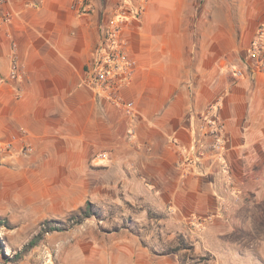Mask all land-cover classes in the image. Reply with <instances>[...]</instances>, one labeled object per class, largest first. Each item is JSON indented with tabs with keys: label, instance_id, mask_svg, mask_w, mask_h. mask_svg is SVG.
I'll list each match as a JSON object with an SVG mask.
<instances>
[{
	"label": "crops",
	"instance_id": "0c3cea01",
	"mask_svg": "<svg viewBox=\"0 0 264 264\" xmlns=\"http://www.w3.org/2000/svg\"><path fill=\"white\" fill-rule=\"evenodd\" d=\"M221 1L197 9L196 39L186 33L192 0H89L87 13L75 0H0V140L18 137L15 165H0V177L101 176L103 191L125 194L150 220L190 229L264 219V71L246 52L264 0L226 2L225 19ZM120 17L136 62L123 90L133 116L89 83L94 52ZM143 246L126 264H142L141 253L155 263Z\"/></svg>",
	"mask_w": 264,
	"mask_h": 264
},
{
	"label": "rangeland",
	"instance_id": "374dc122",
	"mask_svg": "<svg viewBox=\"0 0 264 264\" xmlns=\"http://www.w3.org/2000/svg\"><path fill=\"white\" fill-rule=\"evenodd\" d=\"M236 1H221L223 10H228L223 19L229 13L226 2ZM192 2L195 11L187 16L186 33L197 39L200 31L192 26L195 19L197 23V9L212 8L219 0ZM233 16L236 20V11ZM206 33L213 34L209 29ZM196 45L197 41L191 47ZM14 160L0 165L14 167ZM70 173L63 168L56 175L24 171L0 177V264H126L128 251L137 255L143 245L159 254L152 264H263L264 219L248 220V224L246 220L211 221L191 229L179 220H150L142 206L127 201L125 194L103 191L101 176ZM88 202L98 215L77 224L73 214ZM45 220L58 221L52 226L62 230L48 231L42 225ZM34 236L40 237L39 242L26 247ZM141 257L144 264L143 253Z\"/></svg>",
	"mask_w": 264,
	"mask_h": 264
},
{
	"label": "built area",
	"instance_id": "2783aa9c",
	"mask_svg": "<svg viewBox=\"0 0 264 264\" xmlns=\"http://www.w3.org/2000/svg\"><path fill=\"white\" fill-rule=\"evenodd\" d=\"M75 6L81 13L89 12V0H75ZM124 11L128 10L123 3ZM6 17H9L6 14ZM124 20L122 17L112 20L105 29L103 38L94 52L93 62L90 68L89 83L91 87L105 100L121 108L128 116L135 114V103L126 100L123 90L131 79L136 62L128 51V42L123 37ZM247 56L250 58L252 68L264 71V21L259 24L257 31L247 49ZM20 74V66L17 57L13 55L9 77L17 78ZM238 75H242V70H237ZM216 147L224 146L225 138L218 127L216 130ZM17 136H12L9 140H0V162H6L15 157L14 145ZM27 146L23 147V152H27Z\"/></svg>",
	"mask_w": 264,
	"mask_h": 264
},
{
	"label": "trees",
	"instance_id": "16d2710c",
	"mask_svg": "<svg viewBox=\"0 0 264 264\" xmlns=\"http://www.w3.org/2000/svg\"><path fill=\"white\" fill-rule=\"evenodd\" d=\"M93 215L97 216L98 213L95 212L93 210V204L91 202H88L87 205L84 207V208H81L80 209V213L79 214H73V217L76 216L78 217V220H76V223L77 224H80L83 222L84 219L86 218H90L92 217ZM75 218H72L71 221H75L73 220ZM58 221L56 220H45L43 221L42 225L45 226L46 228H48V231H55V230H62V228H60L59 226H52L54 223H56ZM40 240V237L39 236H34L29 242L28 244L26 245V247H32L34 245H36ZM175 252V251H173ZM169 252H166L165 254H168ZM21 255L18 254V257H20Z\"/></svg>",
	"mask_w": 264,
	"mask_h": 264
}]
</instances>
